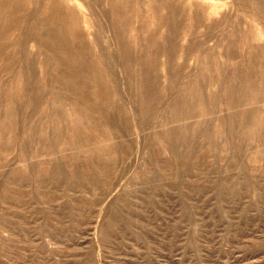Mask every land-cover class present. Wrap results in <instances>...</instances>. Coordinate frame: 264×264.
<instances>
[{
	"label": "rangeland",
	"instance_id": "1",
	"mask_svg": "<svg viewBox=\"0 0 264 264\" xmlns=\"http://www.w3.org/2000/svg\"><path fill=\"white\" fill-rule=\"evenodd\" d=\"M0 264H264V0H0Z\"/></svg>",
	"mask_w": 264,
	"mask_h": 264
}]
</instances>
